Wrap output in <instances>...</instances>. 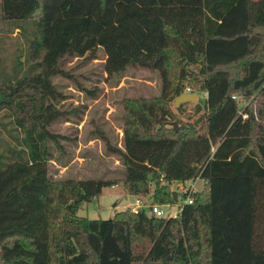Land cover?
Wrapping results in <instances>:
<instances>
[{
	"label": "trees",
	"instance_id": "16d2710c",
	"mask_svg": "<svg viewBox=\"0 0 264 264\" xmlns=\"http://www.w3.org/2000/svg\"><path fill=\"white\" fill-rule=\"evenodd\" d=\"M0 22V264H264V0H0ZM98 48L108 75L155 70L170 96L123 100L122 148L92 131L119 181L51 180L67 138L49 129L66 116L50 78ZM184 83L205 93L191 123L167 106ZM195 179L173 217L76 214L117 182L162 205Z\"/></svg>",
	"mask_w": 264,
	"mask_h": 264
},
{
	"label": "rangeland",
	"instance_id": "374dc122",
	"mask_svg": "<svg viewBox=\"0 0 264 264\" xmlns=\"http://www.w3.org/2000/svg\"><path fill=\"white\" fill-rule=\"evenodd\" d=\"M3 28L0 22V34H5ZM15 33L12 30L7 34L5 45H9ZM103 63L104 53L100 48L96 51L95 59L66 57L60 66L67 76L50 78L55 89L63 95L56 108L65 111L66 116L52 122L49 129L67 138L61 141L63 153L51 148V158L47 162V173L51 180L89 178L119 181L123 177L121 161L116 155L104 151L101 141L93 136L92 131L102 132L111 144L122 148L123 100L170 96L169 89L162 90L160 75L155 70L127 67L108 75ZM187 70L194 71V66H188ZM184 85L189 87V93H195V100L182 102L180 109L175 108L173 100H167V106L175 119L191 123L202 112L195 114L193 104L202 106L205 93L186 83ZM237 98L244 102L240 96L237 95ZM201 186L202 181L197 180L196 190ZM170 187L174 189L175 186L171 184ZM176 193L172 203L160 205L164 215L177 213L180 192ZM142 198L145 203L151 202L148 196ZM133 199L134 196L124 191L117 182L103 187L95 198L83 203L76 214L89 219H107L114 211L131 206Z\"/></svg>",
	"mask_w": 264,
	"mask_h": 264
},
{
	"label": "built area",
	"instance_id": "2783aa9c",
	"mask_svg": "<svg viewBox=\"0 0 264 264\" xmlns=\"http://www.w3.org/2000/svg\"><path fill=\"white\" fill-rule=\"evenodd\" d=\"M187 93H189L188 88L185 89ZM231 98L238 100L236 95H232ZM245 115L241 114V118H244ZM198 179H195L194 181H175L170 183L173 184L174 187V191L175 192H180V193H185L186 197L183 200V203H190L191 202V198L189 196V194L191 192L196 191L195 188V183ZM178 189V190H177ZM146 197V196H145ZM129 209L130 212L132 213H136L140 208H146V211L148 212V214L155 216V217H173L176 213L174 214H167L164 215L162 209L160 208L159 204H156L154 202H149V203H145L142 197H138L135 196L133 199V204L129 207H127ZM178 206H177V211H178Z\"/></svg>",
	"mask_w": 264,
	"mask_h": 264
},
{
	"label": "water",
	"instance_id": "95a60500",
	"mask_svg": "<svg viewBox=\"0 0 264 264\" xmlns=\"http://www.w3.org/2000/svg\"><path fill=\"white\" fill-rule=\"evenodd\" d=\"M195 96V93L181 92L176 97H174L173 104L176 105L185 101L193 102L195 100Z\"/></svg>",
	"mask_w": 264,
	"mask_h": 264
}]
</instances>
